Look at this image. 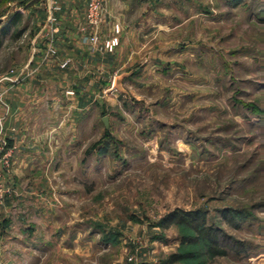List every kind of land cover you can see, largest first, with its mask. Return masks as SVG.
<instances>
[{
    "label": "rangeland",
    "instance_id": "obj_1",
    "mask_svg": "<svg viewBox=\"0 0 264 264\" xmlns=\"http://www.w3.org/2000/svg\"><path fill=\"white\" fill-rule=\"evenodd\" d=\"M44 3L0 0L2 79L31 57ZM110 3L105 53L129 75L90 87L81 149L27 183L43 195L0 205V264H264V0ZM176 211L205 212L228 255L163 226Z\"/></svg>",
    "mask_w": 264,
    "mask_h": 264
},
{
    "label": "crops",
    "instance_id": "obj_2",
    "mask_svg": "<svg viewBox=\"0 0 264 264\" xmlns=\"http://www.w3.org/2000/svg\"><path fill=\"white\" fill-rule=\"evenodd\" d=\"M42 26L35 32L31 57L11 75L4 85L0 76V90L9 89L5 104L0 105V138L13 150V171L17 197L36 198L43 195L40 187H28V182L44 183L63 174L69 154L81 149V119L97 103L90 87L113 83L121 75L113 76L116 60L105 52H91L86 41L94 29L87 22V0H60L57 29L47 26V3ZM111 0H105L108 15L104 19L103 41L113 21ZM36 4H27V12ZM51 45L57 50L48 53ZM69 61L65 68L61 65ZM126 75L125 78L129 74ZM123 76V75H122ZM124 78V79H125ZM86 87L88 93L81 91ZM93 91V90H92ZM14 176V179H13Z\"/></svg>",
    "mask_w": 264,
    "mask_h": 264
},
{
    "label": "built area",
    "instance_id": "obj_3",
    "mask_svg": "<svg viewBox=\"0 0 264 264\" xmlns=\"http://www.w3.org/2000/svg\"><path fill=\"white\" fill-rule=\"evenodd\" d=\"M47 3V22L46 26L54 32L57 29L59 22L58 14L61 12L60 0H46ZM87 22L90 27L94 29V32L87 36V43L91 52H112L118 45V38L108 39L103 41L97 32L98 27L103 21V4L104 0H87ZM48 53L52 56L57 54V50L54 45H51ZM69 61L64 62L61 67L65 68ZM15 71H12L11 75H14ZM9 77H4L2 81L18 82L20 79L13 80ZM0 93V100L2 98ZM13 150L8 148V144L4 139L0 138V205L14 194L15 185L12 183L11 172L13 168Z\"/></svg>",
    "mask_w": 264,
    "mask_h": 264
},
{
    "label": "trees",
    "instance_id": "obj_4",
    "mask_svg": "<svg viewBox=\"0 0 264 264\" xmlns=\"http://www.w3.org/2000/svg\"><path fill=\"white\" fill-rule=\"evenodd\" d=\"M166 220V221H165ZM162 225L164 226L170 220H175L178 224L186 226L192 231L193 235L185 237L186 244L197 245L204 243L207 247L208 255L211 258L228 255L227 243L223 239V233L215 226L207 224V215L203 211H176L173 215L167 217ZM184 257H173L170 264H176Z\"/></svg>",
    "mask_w": 264,
    "mask_h": 264
},
{
    "label": "water",
    "instance_id": "obj_5",
    "mask_svg": "<svg viewBox=\"0 0 264 264\" xmlns=\"http://www.w3.org/2000/svg\"><path fill=\"white\" fill-rule=\"evenodd\" d=\"M125 77H126V75H123V76L118 77V78L116 79V81H115V86L120 87V86H121V82L123 81V79H124ZM103 123H104L106 129H108V127H109V122H108V118H107V117L103 118Z\"/></svg>",
    "mask_w": 264,
    "mask_h": 264
}]
</instances>
